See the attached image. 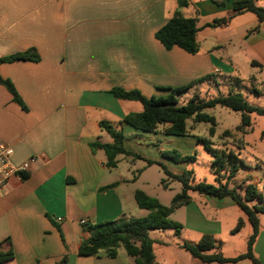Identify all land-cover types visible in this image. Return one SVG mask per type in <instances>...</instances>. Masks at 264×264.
<instances>
[{"label":"crops","instance_id":"1","mask_svg":"<svg viewBox=\"0 0 264 264\" xmlns=\"http://www.w3.org/2000/svg\"><path fill=\"white\" fill-rule=\"evenodd\" d=\"M235 1L188 0L180 7L177 0H0V58L29 49L39 56L36 62L0 64V77L11 82L23 105L0 84V141L12 146L15 167L34 159L0 191V251L13 253L12 259L1 264H134L122 248L115 258L78 253L80 243L89 237L86 225L133 218L130 212L141 210L133 196L138 189H131L136 176L121 174L118 169L121 155L116 167L108 168L103 152L92 151L89 144L110 142L99 126L105 121L122 130L125 149L144 159L146 166L145 160H150L171 173H182L187 163L173 162L163 153L181 150L180 155H189L202 138L195 131L186 137L167 136L164 126L144 133L122 123L125 115L140 112L142 105L115 98L110 91L122 88L137 90L145 97L163 96L168 92L161 88L182 87L205 75H216L219 80L210 81L207 87L220 93L222 86L226 94L232 91L231 82L244 79L238 72L241 60L225 48L231 32L238 29L245 30L240 35L242 54L251 67L264 72V23L259 24L248 12L234 15ZM176 12L197 20L198 52L194 55L178 47L167 50L154 38ZM214 19L227 22L205 27ZM244 80L257 89V93L251 92L255 100L264 97V82L250 70ZM252 106L261 108L256 103ZM211 116L216 122L215 134L232 130L219 129L224 114ZM253 132L252 127L238 133L242 147L238 150L250 148L252 160L260 162L256 140L249 139ZM260 133L264 138V130ZM132 162L131 158L128 164ZM173 166H179L176 172L171 170ZM125 169L132 172L130 167ZM114 173L116 178H112ZM22 174L26 175L23 179ZM252 179L257 188L259 180ZM104 187L108 188L102 190ZM191 193L195 192L189 193V202L175 210L182 216V222L177 221L180 233L173 232L180 244L197 243L204 235L213 239L233 236L231 223L222 224L223 218H230L235 223L241 220L247 229L243 253L251 229L235 202L230 197ZM261 215L253 255L264 264ZM162 236H149L153 246L165 243ZM189 256L187 264H217Z\"/></svg>","mask_w":264,"mask_h":264},{"label":"trees","instance_id":"2","mask_svg":"<svg viewBox=\"0 0 264 264\" xmlns=\"http://www.w3.org/2000/svg\"><path fill=\"white\" fill-rule=\"evenodd\" d=\"M256 0H237L233 3L234 15L242 13H251L256 16L258 23H264V8L257 6ZM178 6L184 7L188 0H177ZM196 18L184 17L176 12L168 21L154 33V38L167 50L178 47L186 53L194 55L198 52L196 34L199 28L196 24ZM227 19H214L205 24V27H216L226 23ZM257 30V27L253 31ZM32 61L39 60L38 54L33 49L24 52L15 53L0 58V64L14 61ZM252 65L256 63L252 62ZM209 76L200 78L190 84L177 88H161L159 90L168 92L163 96L145 97L137 90H125L122 88H112L111 94L118 99L137 101L142 105V110L138 113H129L124 116L122 123L140 130L144 133H153L160 126H164L163 133L167 136L186 137L188 135L187 122L192 120L195 123L209 124V134H214L216 122L213 116L206 113L207 110L216 106L237 112L240 115V124L236 127L238 132H244L253 125L252 115L264 116V108L250 105L240 92L229 91L226 94H217L209 98H201L193 94L185 103H179L178 96L198 84L209 80ZM0 84L3 85L12 95L13 100L22 105L13 85L9 80L0 77ZM250 91L257 93V89L252 84ZM100 128L105 131L110 142L90 143V149L101 150L105 156V165L108 168H114L117 164V156L130 157L133 159H142L124 147L125 136L120 128L108 122L101 121ZM224 135L227 134L225 131ZM204 149L211 157V174L215 176V184L196 182L194 171L186 168L180 174H174L167 170L161 163L145 160L146 164L159 166L166 176L160 184L166 188L168 181H176L181 189L176 193L169 206H164L152 196L147 195L141 190L134 191V200L139 209L148 212L146 216L138 218H120L115 221H106L91 225H86L85 230L89 237L80 243L78 253L82 256L99 257L104 255L108 258H115L118 255V249L122 248L126 255L131 257L134 264H154L153 244L154 241L149 237L150 230L170 229L178 235L181 225L170 219V215L179 207L187 204L190 200L189 193L195 192L200 195L212 196L217 198L230 197L240 210L245 214L251 227V233L246 240V249L243 253L234 257H225L221 252H210L213 249L220 248L219 243L208 235H204L197 243L183 242L180 247L189 253L192 257L199 259L204 263H237L241 260H248L252 264H262L253 255V245L259 233L260 214H264V197L257 191L252 184H247L243 189L241 196L236 186H229L228 182H222L218 177L222 172L227 174V180L232 178L242 167L243 161L238 154L229 150L214 149L212 143L206 139H200ZM173 162H185L187 164L195 161L194 155H180L177 151H168L163 153ZM26 175L22 174L21 178ZM113 185H110L111 187ZM108 187H104L106 189ZM254 201L250 206L248 203ZM243 226L241 220L232 231L238 232ZM11 250L0 251V264L12 259Z\"/></svg>","mask_w":264,"mask_h":264},{"label":"rangeland","instance_id":"3","mask_svg":"<svg viewBox=\"0 0 264 264\" xmlns=\"http://www.w3.org/2000/svg\"><path fill=\"white\" fill-rule=\"evenodd\" d=\"M257 6L264 8V0H256L255 1ZM249 30V28L247 29ZM244 29L233 30L231 32L230 38L231 42L225 45V48L228 52L232 55L237 56L241 62L238 64V72L242 78H246V72L250 70L252 74L256 77V79L260 82H264V72H260L259 68L251 67L248 63L246 57L242 54L241 50L243 49V41L240 39V35L245 34ZM247 69V71H246ZM209 76V80L204 81L198 84L195 88L191 91L184 92L178 96L179 103H185L193 94L199 95L201 98H209L212 96H216L217 94H224L223 87L220 86L219 90L220 93L216 91L214 87L208 88V83L213 80H219V77L216 75H205ZM241 80L238 83L231 82L228 86L234 92H241V94L245 97L246 101L250 104H258L261 108H264V97L255 100V96L249 90L251 87L250 81ZM213 83V82H212ZM257 87V86H256ZM262 88V87H261ZM206 113L210 115H215L219 117L220 115L224 114L223 119H220L221 122L223 121L222 125L219 126V129L222 131L225 128H232L230 131H226L227 134L224 135L222 132L220 134H209V124L206 123H195L192 120L187 122L188 133L195 131L198 136L202 139H206L212 143V148L214 149H222V150H229L233 151L234 153L238 154L239 158L243 161L244 167L239 169V171L230 179L227 180V174L222 172L218 179L222 182H228L229 186H236L238 193L242 196L243 189L247 184H251L253 179L252 177L255 176L259 180V184L257 187V191L263 193L264 196V138L261 137L260 130H264V116H259L256 114L252 115L254 132L250 138L256 140V144L258 147V151L256 156L259 158L260 162H255L252 160L251 155L253 151L247 148L243 151H239L238 149L242 148L240 144L239 132L236 130L238 124H240V115L237 112L231 111L226 108H222L216 106L212 109L206 111ZM237 125V126H236ZM236 126V127H235ZM251 127V128H252ZM250 129V128H249ZM215 131V128H214ZM244 133V132H242ZM229 143H231L229 145ZM263 150V151H262ZM179 154H183L181 150H177ZM189 155L195 156V161L193 163L187 164L186 168H191L194 171V176L196 182H204L207 184H215V176L211 174L210 169V162L211 157L209 153L204 149L202 142H199L195 145L193 151L189 153ZM120 164L118 169L122 172L121 174H126L128 176H136V182L131 185V189L137 188L145 192L147 195L155 197L160 204L164 206H169L172 197L178 193L181 189V186L178 182L172 181L169 183L167 189H162L160 185L161 179H165L166 176L164 175L163 171L160 167L152 165L146 166L144 161L139 159H133L132 164H128L131 158H125L124 156H120ZM128 160V161H127ZM130 165V166H129ZM127 169L130 167L132 172H128ZM179 166H173L169 168V170H173L176 172V168ZM118 176L117 173L112 174V178H116ZM191 195H196L195 193H191ZM148 214L145 210H137V212H130V216L133 218L143 217ZM234 218V217H233ZM261 218V225L264 230V215L260 216ZM170 219L177 222L178 220L182 222L181 213L175 211L170 216ZM231 223V230L233 231L236 227L237 223L235 220L232 221L230 218H223V227H226L227 224ZM251 227L248 226V230L250 231ZM165 233V234H163ZM233 233V232H232ZM233 236L229 235H221V237L216 238L215 242L219 243L220 248H216L211 250L210 252H221L224 256H236L237 254L241 253V247H245V236L247 234V229L243 227L238 231L235 232ZM159 235H163L162 237L165 240L163 245H154L153 246V253L155 257V264H187L185 263V259H189V254L180 247V240L173 235V231L170 229L167 230H150L149 236L151 238H159ZM189 238V237H188ZM186 241H189V239ZM233 241V246L230 243ZM197 242V241H196ZM222 242V245L220 244ZM190 243V242H189ZM182 244V243H181ZM122 253L123 250L120 249ZM130 263V261H128ZM231 264V263H228Z\"/></svg>","mask_w":264,"mask_h":264},{"label":"built area","instance_id":"4","mask_svg":"<svg viewBox=\"0 0 264 264\" xmlns=\"http://www.w3.org/2000/svg\"><path fill=\"white\" fill-rule=\"evenodd\" d=\"M13 148L10 144L0 141V191L8 179L19 171L25 170L28 165L34 160L30 159L26 164L15 167L11 162Z\"/></svg>","mask_w":264,"mask_h":264}]
</instances>
